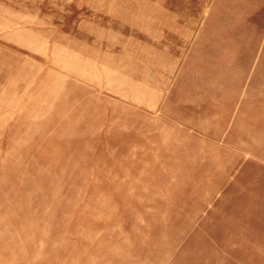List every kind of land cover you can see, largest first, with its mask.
Here are the masks:
<instances>
[{"label":"rangeland","instance_id":"rangeland-1","mask_svg":"<svg viewBox=\"0 0 264 264\" xmlns=\"http://www.w3.org/2000/svg\"><path fill=\"white\" fill-rule=\"evenodd\" d=\"M0 264H264V0H0Z\"/></svg>","mask_w":264,"mask_h":264}]
</instances>
